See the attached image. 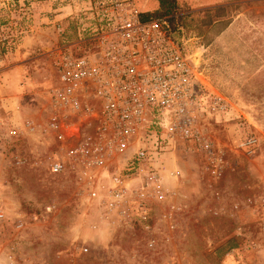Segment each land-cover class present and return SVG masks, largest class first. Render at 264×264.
Listing matches in <instances>:
<instances>
[{
	"label": "rangeland",
	"instance_id": "obj_1",
	"mask_svg": "<svg viewBox=\"0 0 264 264\" xmlns=\"http://www.w3.org/2000/svg\"><path fill=\"white\" fill-rule=\"evenodd\" d=\"M40 1L0 0V264H264V0H177L174 26L158 0H133L141 16L168 19L228 110L198 122L219 175L197 144L176 140L157 188L141 192L135 181L114 205L105 191L90 200L71 176L50 174L58 147L8 119L45 120L52 52L90 34L82 29L96 0H56L71 11L63 23L40 17ZM229 5L222 18L204 12ZM19 76L21 93L10 90Z\"/></svg>",
	"mask_w": 264,
	"mask_h": 264
},
{
	"label": "built area",
	"instance_id": "obj_2",
	"mask_svg": "<svg viewBox=\"0 0 264 264\" xmlns=\"http://www.w3.org/2000/svg\"><path fill=\"white\" fill-rule=\"evenodd\" d=\"M86 15L89 37L52 52L45 120L19 127V135L58 147L50 174L71 176L90 200L105 191L114 205L135 181L141 192L157 188L165 156L179 140L197 144L219 175L222 160L213 159L198 122L225 114L228 104L198 77L168 19L142 20L133 0H96ZM44 210L52 213L51 206Z\"/></svg>",
	"mask_w": 264,
	"mask_h": 264
},
{
	"label": "crops",
	"instance_id": "obj_3",
	"mask_svg": "<svg viewBox=\"0 0 264 264\" xmlns=\"http://www.w3.org/2000/svg\"><path fill=\"white\" fill-rule=\"evenodd\" d=\"M34 5H35L36 9L40 10L39 11L40 12V14H39L40 17H44L46 15L47 16L49 15L50 17L53 18V20L51 21V23H55L56 21H62V23H63L64 22V18L71 12V11H69V9L67 7L62 8V9L59 8L60 6H59V4H57V1L56 0H41L40 2H38V3L34 4ZM62 10L65 13H63ZM45 12H47V13H45ZM43 21H45V19H42V22ZM6 75L8 76L9 74H6ZM23 79H24V77L19 76L18 82L15 83L14 84L15 86H12L13 89L11 88L10 90H12V91L14 90L13 92L21 93L22 90H23V88H25V86L23 84V81H22ZM10 83H11V81L8 82V83L6 82V85L7 84H10ZM4 85L2 84V86H4ZM1 91L4 92L5 90L2 89ZM4 94H5V92H4ZM8 96H10V95H8ZM9 99H7V103H6L7 105H4V107L7 108V106H8V109L10 111H13L14 109H13L12 104H11V101ZM18 113H19V111H18ZM8 119H10V122H12V124H18L17 126H21L23 124V122L21 123V121H20L21 120L20 119V116H18L16 118V114L15 113H13V115H11V113H9L8 114Z\"/></svg>",
	"mask_w": 264,
	"mask_h": 264
},
{
	"label": "trees",
	"instance_id": "obj_4",
	"mask_svg": "<svg viewBox=\"0 0 264 264\" xmlns=\"http://www.w3.org/2000/svg\"><path fill=\"white\" fill-rule=\"evenodd\" d=\"M158 5H159V10H162V15L161 16H166L170 15L172 16L170 22L173 23L176 21V19L173 17L175 14V10L177 8V0H158ZM234 6L229 5V6H219L215 7L209 10H205L204 12L207 14H211L213 17H224L225 11H229ZM148 17H151L149 14H142L141 18L142 20H146ZM174 26V25H173ZM172 30L175 31V29L172 27Z\"/></svg>",
	"mask_w": 264,
	"mask_h": 264
}]
</instances>
